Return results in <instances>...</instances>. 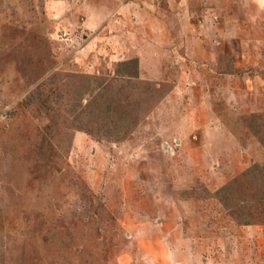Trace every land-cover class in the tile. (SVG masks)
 Wrapping results in <instances>:
<instances>
[{
	"label": "rangeland",
	"instance_id": "374dc122",
	"mask_svg": "<svg viewBox=\"0 0 264 264\" xmlns=\"http://www.w3.org/2000/svg\"><path fill=\"white\" fill-rule=\"evenodd\" d=\"M81 2L0 0V264H264V0Z\"/></svg>",
	"mask_w": 264,
	"mask_h": 264
},
{
	"label": "crops",
	"instance_id": "0c3cea01",
	"mask_svg": "<svg viewBox=\"0 0 264 264\" xmlns=\"http://www.w3.org/2000/svg\"><path fill=\"white\" fill-rule=\"evenodd\" d=\"M121 4L125 8L129 6L123 0H82L80 5L77 6L79 13H76L75 16H78V14L85 16L84 26L90 30V34H95L93 36L95 37L94 40H96L100 37L98 30L105 23V17H107L113 7L116 8L121 6ZM87 34L90 35L89 33Z\"/></svg>",
	"mask_w": 264,
	"mask_h": 264
}]
</instances>
